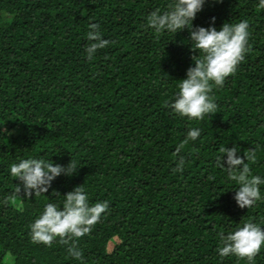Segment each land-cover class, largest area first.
Masks as SVG:
<instances>
[{
    "label": "trees",
    "instance_id": "1",
    "mask_svg": "<svg viewBox=\"0 0 264 264\" xmlns=\"http://www.w3.org/2000/svg\"><path fill=\"white\" fill-rule=\"evenodd\" d=\"M171 2L0 0V264H249L222 258L219 234L249 221L264 228V185L261 200L240 208L238 185L216 159L221 147L237 146L241 157L255 148L249 167L264 177V9L259 0H206L194 26L247 20L250 50L222 88L213 86L217 113L189 120L165 102L194 66L190 33L157 38L147 27V16ZM92 23L112 43L89 61ZM192 128L201 135L180 153L183 172H173ZM30 158L73 159L79 169L47 193L5 204L20 183L10 165ZM79 185L90 204L110 205L79 239L82 261L58 242L34 244L29 227ZM252 264H264V246Z\"/></svg>",
    "mask_w": 264,
    "mask_h": 264
},
{
    "label": "clouds",
    "instance_id": "2",
    "mask_svg": "<svg viewBox=\"0 0 264 264\" xmlns=\"http://www.w3.org/2000/svg\"><path fill=\"white\" fill-rule=\"evenodd\" d=\"M205 3L206 0H172L167 6L168 10L161 12L156 9L147 16V27L154 30L157 38L165 31L177 34L187 29L190 33L193 52L191 59L194 66L189 67L186 78L180 80L179 92L174 101L165 102V106L175 114L189 120H203L206 116L217 113L218 105L210 95L213 86L222 88L226 78L236 72L250 50L247 20L235 24L225 22L218 30L213 17L209 27L194 26L193 22ZM258 7L264 9V0H259ZM87 39L90 43L86 46L85 53L89 61L94 59L98 50L112 43L103 38L100 25L96 23L89 25ZM200 135L198 128H192L177 146L175 155L178 156V163L173 172H183L185 158L180 153L190 141H196ZM219 152L222 155L217 157L216 167L225 170L228 178L238 185L234 200L240 208H251L262 199L260 186L264 185V177L253 175L248 163L256 161L257 150L248 148L244 150L243 157L238 155L240 149L237 146L221 147ZM225 157L227 166L224 163ZM78 169L73 159L67 166L35 158L13 163L10 165V173L20 183L15 188V194L6 198L4 203L14 204L16 195L22 193V196L28 199H32L33 194L38 197L47 193L57 177L62 174L72 176ZM83 185L76 186L63 195L62 207L52 202L45 205L43 213L29 225L34 244L42 243L51 247L54 242H58L67 246L68 253L74 259L83 260L79 239L90 234L93 226L110 207L108 201L90 204ZM56 193L58 192L54 195ZM219 240L220 247L217 252L222 258L235 255L240 259L246 258L249 264H252L264 246V228L249 221L235 231L227 234L221 232Z\"/></svg>",
    "mask_w": 264,
    "mask_h": 264
},
{
    "label": "rangeland",
    "instance_id": "3",
    "mask_svg": "<svg viewBox=\"0 0 264 264\" xmlns=\"http://www.w3.org/2000/svg\"><path fill=\"white\" fill-rule=\"evenodd\" d=\"M117 241H118L117 238H115L113 241L109 243V247H108L109 251H111L114 248V245L116 244Z\"/></svg>",
    "mask_w": 264,
    "mask_h": 264
}]
</instances>
